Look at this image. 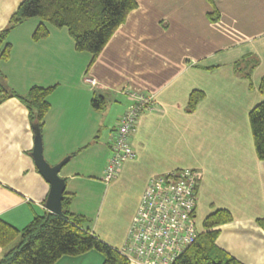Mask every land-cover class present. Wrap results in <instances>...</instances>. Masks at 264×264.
Listing matches in <instances>:
<instances>
[{"label": "crops", "instance_id": "obj_1", "mask_svg": "<svg viewBox=\"0 0 264 264\" xmlns=\"http://www.w3.org/2000/svg\"><path fill=\"white\" fill-rule=\"evenodd\" d=\"M21 1L0 0V31ZM135 1L93 62L74 50L64 28L49 26L45 39L33 41L39 24L34 18L8 34L11 51L0 71L17 97L0 100V219L22 229L48 212L43 205L49 185L32 158L34 133L19 97L33 86L53 87L41 129L42 155L51 166L69 157L59 176L64 192L73 195L69 211L87 220L83 229L111 248L121 247L147 180L192 168L200 173L199 230L208 214L227 209L231 221L215 228V244L241 264H264V231L257 223L264 219V161L256 157L248 122V112L263 98L257 87L264 77V0ZM213 10L215 21L208 16ZM255 55L263 61L245 79L235 64ZM128 91L152 95L154 105L137 119L131 138L135 157L106 183L110 140L128 106ZM193 91L203 98L187 112ZM98 95L104 98L101 110L91 107ZM79 180L93 185L82 191L85 207L78 206ZM119 194L131 202L128 216L108 219ZM103 260L89 250L54 264Z\"/></svg>", "mask_w": 264, "mask_h": 264}, {"label": "trees", "instance_id": "obj_2", "mask_svg": "<svg viewBox=\"0 0 264 264\" xmlns=\"http://www.w3.org/2000/svg\"><path fill=\"white\" fill-rule=\"evenodd\" d=\"M136 6L135 0H22L0 31V62L6 61L10 55L8 34L33 18L39 20L32 34L33 41L45 39L49 34V26L64 28L73 41L74 50L88 53L93 62ZM208 16L212 21L218 19L216 10ZM244 59L235 64V69L249 80L250 72L258 63L251 56ZM257 89L263 98L248 112V122L256 157L259 161H264V77L260 79ZM52 90L53 87L33 86L25 96L19 97L29 112L31 124L37 126L40 136L44 117L49 110L47 98ZM9 97L17 95L6 88L0 71V100ZM202 98V92L193 91L188 98L186 111L192 112ZM91 107L103 109V96L94 98ZM72 199V194L64 192L61 216L45 212L35 216L22 229L14 228L0 219V248L3 250L0 264H54L63 256H79L89 250H96L104 256L102 264H129L114 248L83 229L86 218L69 211ZM231 218L227 209H216L208 214L202 221L203 229L195 243L172 264H241L215 244L218 235L215 228L228 223ZM257 223L264 231V219L257 220Z\"/></svg>", "mask_w": 264, "mask_h": 264}, {"label": "built area", "instance_id": "obj_3", "mask_svg": "<svg viewBox=\"0 0 264 264\" xmlns=\"http://www.w3.org/2000/svg\"><path fill=\"white\" fill-rule=\"evenodd\" d=\"M90 86L94 80L85 79ZM128 106L117 121L111 138L110 156L105 166L104 181L113 180L125 161L135 154L131 138L139 115L154 105L152 95L126 92ZM200 173L179 169L150 177L128 228L125 241L115 252L129 264H172L197 240L195 208Z\"/></svg>", "mask_w": 264, "mask_h": 264}, {"label": "water", "instance_id": "obj_4", "mask_svg": "<svg viewBox=\"0 0 264 264\" xmlns=\"http://www.w3.org/2000/svg\"><path fill=\"white\" fill-rule=\"evenodd\" d=\"M31 127L34 133L32 158L38 173L49 185L48 194L43 206L49 213L61 216V202L65 191V181L59 176V172L62 166L68 161L69 157L63 158L53 166L49 165L42 155V142L38 128L35 125H32Z\"/></svg>", "mask_w": 264, "mask_h": 264}, {"label": "rangeland", "instance_id": "obj_5", "mask_svg": "<svg viewBox=\"0 0 264 264\" xmlns=\"http://www.w3.org/2000/svg\"><path fill=\"white\" fill-rule=\"evenodd\" d=\"M34 19L38 20L37 18H34ZM260 50H262V48ZM254 59L257 60V63H261L260 61H263V60H260V58L258 56H256V55L254 56ZM193 139L195 140L194 137H193ZM193 144H196V143H193ZM91 153H93V151H91ZM182 169H184V168H182ZM187 169H192V168H187ZM85 182L86 181H81V180L78 181L79 193H80V194H78V206H80V207H85L86 206V202L88 200V197L87 196H83V193H82L84 187L85 186H93L90 183H85ZM111 183H113V182H111ZM111 183H109L107 185H110ZM95 187L99 191L97 193H98V197L100 199V196H101L100 188H98L97 186H95ZM134 187H135V191H134ZM138 187H139V182L138 181L134 182L133 183L132 193L135 194L134 195L135 197H136V191L138 190ZM122 195L124 196L125 194H122ZM98 205H99V202L95 204L94 210L97 209ZM130 208H131V202L124 203V199L120 198V194H119V195H117L116 202L114 203V205H113L112 209L110 210V212H107L105 214V215H107L106 218H108V219H111V218L126 219V217L128 216V211L130 210ZM100 215L103 216V207H102V210L100 212ZM199 227H200V225H199Z\"/></svg>", "mask_w": 264, "mask_h": 264}]
</instances>
